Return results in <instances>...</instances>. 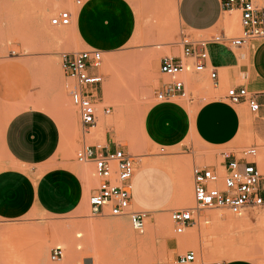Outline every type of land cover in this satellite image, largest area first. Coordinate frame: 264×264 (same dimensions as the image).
Masks as SVG:
<instances>
[{"label": "rangeland", "instance_id": "1", "mask_svg": "<svg viewBox=\"0 0 264 264\" xmlns=\"http://www.w3.org/2000/svg\"><path fill=\"white\" fill-rule=\"evenodd\" d=\"M90 1L84 0L82 5L86 6ZM98 1L91 3L92 18L86 28V38L90 42L86 41V43L85 39L78 40L75 37L73 25L63 27L50 24V17L64 6V1L0 0V170L12 164L3 144V134L7 123L20 111L34 108L49 113L58 122L61 141L57 155L62 164L70 162L74 163V166L80 164L82 176L88 188L91 189L90 193L97 186L98 179L94 174L93 164L82 163L76 159V151L82 146L84 138L78 109L70 98L71 84L70 87L67 86L68 79L61 66L64 52L79 50L92 44L106 49L110 54L104 53L102 69L105 73L104 99L99 104L98 126L86 136V141L109 143L111 146L122 144L126 150L137 155L140 167H145L154 160L177 161L176 158L175 160H167V158L183 155L186 159L178 161L187 164L189 171L187 175L190 181L188 185L190 184V193L194 196L192 176L194 163L203 160L216 162L215 155H218L220 150L239 149L252 144L253 141H244L243 137L247 133H244L242 129L243 132L231 143L212 146L204 142L196 130L194 134L192 129L185 144L179 148L169 149L163 145H150L142 130L143 118L146 111L159 102L158 90L169 80L159 71L160 59L163 55L181 54V48L177 43L181 31L193 33L195 36H198L199 32L183 28L178 13L179 0H122L134 12L131 15L132 18L127 7L116 1ZM256 1L261 4L259 0ZM72 8L75 9L76 6L72 4ZM232 12L237 13V23L227 28L224 21ZM87 14L88 9L83 10L82 18H85ZM225 14L222 23L227 33L239 34L241 31L239 11ZM115 25L121 29L119 37L112 34ZM53 32H64L65 36L58 40ZM158 44L163 45L157 48ZM111 66H115V74L114 70L110 69ZM185 80L193 99L175 97L170 100L185 105L192 117H195L200 104L211 99L222 98L227 88L234 85L229 83V76L225 71L220 75L219 87H216L208 72L187 73ZM106 105L112 109L109 115L104 114ZM236 107L239 111L245 109L250 117L247 104ZM69 110H74V120H69ZM98 128L102 130L100 136L95 135ZM107 135L109 142L106 140ZM263 142L257 141V143ZM170 173L173 175L169 177L170 182L174 185L176 181L177 190L178 174ZM90 193L80 208L66 215H36L13 221L0 219V264H75L70 261L73 250L82 255V260L87 254L88 256L92 254L95 261L99 253L103 252L107 261L109 260L107 264H165L166 261L173 259V253H183L190 248H186L177 240L180 249L169 251L167 240L173 239V235L168 227L155 223V227L150 230L148 224L153 219L166 218L173 227L170 219L171 209L194 206L195 199L191 204L185 205L179 201L178 197V199L175 198L177 203L164 210L152 212L153 216L146 218L145 233L139 234L125 217L93 216L88 200ZM135 208L143 210L137 205ZM258 210L260 209L247 212L250 216L246 213L242 216L246 215L251 223H255L264 215V210ZM204 212L230 211L215 209ZM101 222L112 224L122 222L124 225L115 227L116 229L113 227L109 231L89 228L88 224L95 226ZM225 226L222 224L221 228ZM27 235L30 237H26ZM133 237L137 242L131 240ZM85 242H91L92 246L85 244L86 246L84 245L81 249H76L78 245ZM36 244L44 248V260H38L40 254L31 251ZM57 244L64 246L65 255L60 260L52 261L50 251ZM173 244H176V241ZM202 255L206 261L234 260L228 256L209 258L203 253ZM242 259L264 264V248L252 254V260Z\"/></svg>", "mask_w": 264, "mask_h": 264}, {"label": "crops", "instance_id": "2", "mask_svg": "<svg viewBox=\"0 0 264 264\" xmlns=\"http://www.w3.org/2000/svg\"><path fill=\"white\" fill-rule=\"evenodd\" d=\"M94 1L79 9L72 23L78 40L88 41L86 28L92 18L91 3ZM113 1L127 7L130 18L133 17L131 15L134 12L129 5L122 0ZM87 9L88 14L82 18L83 10ZM226 12L219 0H179L178 3L183 28L199 32V35L226 31L222 23ZM120 30L115 25L112 34L119 37ZM89 46L103 50L105 55L110 54L106 49L92 44ZM210 56L211 63L219 71L217 80L220 81L224 71L229 76L230 84H240L243 80L249 91L257 93L260 109L257 112L250 110L249 117L245 109L239 111L237 105H231L224 98H215L200 104L195 117H192L189 109L179 102L170 99L159 101L146 111L143 118L142 130L150 145L179 148L185 144L192 129L212 146L229 144L243 131L247 133L243 137L244 141H264V40H252L236 48L212 44ZM106 140L109 142L108 135ZM60 141L57 120L43 110L29 108L9 120L4 130L3 144L12 164L0 170L1 220L13 221L36 215L61 216L81 207L91 189L82 176L80 164H62L57 155ZM175 158L186 159L179 155L168 157L167 160ZM170 176L173 175L161 165L139 167L134 180L133 201L150 214L147 217H152V212L177 203L176 181L172 185ZM174 241L167 240L169 251L179 250L173 244ZM177 255L173 253V257ZM224 264L256 263L235 259Z\"/></svg>", "mask_w": 264, "mask_h": 264}, {"label": "built area", "instance_id": "3", "mask_svg": "<svg viewBox=\"0 0 264 264\" xmlns=\"http://www.w3.org/2000/svg\"><path fill=\"white\" fill-rule=\"evenodd\" d=\"M71 1L81 6L84 0ZM222 8L231 12L239 11L241 31L230 35L227 31L195 36L181 31L178 45L180 55H163L159 71L169 80L161 86L157 99L164 101L175 97L193 99L185 80L187 73L208 72L216 87L220 81L218 69L211 63L210 46L221 44L228 48L241 47L252 40H264V5L256 0H219ZM76 12L64 6L50 17L53 26L72 25ZM104 51L96 47H84L62 54L61 66L68 87L71 84L70 98L77 107L83 144L76 151V159L94 166L98 179L97 186L89 196L90 212L93 216L125 217L131 227L143 234L146 231L148 212L132 207L134 191L133 178L138 165V157L126 150L122 144L109 146L102 143H88L86 136L98 126L99 104L104 99ZM257 93L249 91L244 83L227 88L224 98L231 105L245 103L253 112L261 104ZM111 107L104 106V114H111ZM216 162L206 160L192 166L193 194L195 205L175 208L170 211L173 223V239L197 226L204 211L225 209L235 215L264 208V142L252 143L239 149L226 148L219 151ZM177 248L180 249L176 242ZM65 248L57 244L51 248L50 259L60 260ZM224 261H206L200 249L190 247L165 264H224ZM93 264V263H91Z\"/></svg>", "mask_w": 264, "mask_h": 264}, {"label": "bare ground", "instance_id": "4", "mask_svg": "<svg viewBox=\"0 0 264 264\" xmlns=\"http://www.w3.org/2000/svg\"><path fill=\"white\" fill-rule=\"evenodd\" d=\"M64 2H65L64 6L72 7L73 3L71 1H64ZM69 2L72 4H70ZM259 2L261 4H264V0H259ZM82 7L83 5L78 6V7L76 6L75 9L73 8V10L76 12V15L79 9H81ZM236 20H237V13L232 12L230 15L226 17L224 24L227 28H230L234 26ZM53 35L55 38L59 40L65 36V33L64 32H61V33L53 32ZM74 35L78 39L75 30H74ZM162 45L163 44H158L157 48L162 47ZM110 69L114 70L113 73L115 74V66H111ZM68 113L70 114L69 120H74V114H75L74 110H69ZM95 132H96L95 135L100 136L102 130L101 128H98ZM97 136H94V137H97ZM149 164L161 165V167L164 166V169L166 168L170 170V172H173V173L176 172L178 174V177H176L178 186H177L175 198L178 199L179 197V201H182L185 205L188 203L191 204V202L194 201V198H193L194 196H192V194L190 193V184L188 185L190 181L188 180L189 171L187 169L188 167L186 163H184L183 161H178V160L169 161V162L167 161L165 162L161 160H154V161H150ZM139 167L140 166H139V161H138L136 173L133 178V186H134V180L139 170ZM176 168L178 170H176ZM182 198L183 200H181ZM132 207L133 208L136 207V204L134 203V201L132 203ZM262 210H264V208L258 211H262ZM202 215H203V220L197 226L191 229H188L185 234L175 236L176 240L182 242L186 248L196 247L200 249V251L204 254L205 257L207 256L210 258L212 256H217V257L228 256L230 258H233L234 260L242 259V258H247V259L252 260L251 259L252 254H254L258 249L264 248V215L260 219H258L255 223H251L250 222L251 220H249V218L246 215L245 216L235 215L230 212H208V213L203 212ZM247 215L250 216V214H247ZM150 223L151 225H149ZM155 223H160L161 225L164 224L166 227H168L170 233L173 235L172 224L166 221V218H158L156 220L153 219V221L149 222L148 224V226H150V230H152V228L155 227ZM222 224L226 226L224 228H221ZM88 225H89V228H92V229L98 228V229L109 231L113 227L114 228L123 227L124 223L118 222V223L112 224L109 222H101L100 224L95 225V226H92L91 224H88ZM90 232H91V229H90ZM90 232H88L89 235H90ZM28 235L26 237H30ZM131 240L133 242H137V241H134V237ZM141 240L143 242V239ZM91 242L81 243L80 245L77 246L76 249L79 250L85 244L89 245ZM28 250H31V249H28ZM31 251H33L35 254H40V256L38 257V260H44V255H43L44 248L42 246L38 247L36 244L34 249H32ZM79 256H80V253H76V251L73 250V254L70 256L71 257L70 261L75 264H91V263L107 264L109 263V260L107 261L106 256L103 255V252L99 253V256L96 261H95L94 255L92 254L89 256L87 254L84 260H82V257H81L82 255L80 257Z\"/></svg>", "mask_w": 264, "mask_h": 264}]
</instances>
